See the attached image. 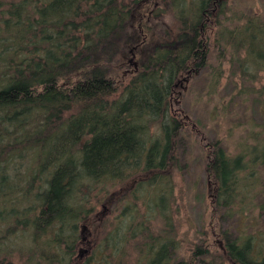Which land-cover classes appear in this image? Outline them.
<instances>
[{
    "label": "trees",
    "instance_id": "trees-1",
    "mask_svg": "<svg viewBox=\"0 0 264 264\" xmlns=\"http://www.w3.org/2000/svg\"><path fill=\"white\" fill-rule=\"evenodd\" d=\"M226 8L227 0H0V264H264V238L253 252L252 237L238 244L220 231L248 162L219 141L206 146L209 236L186 261H177L162 212L181 131L168 108L175 86L206 66L213 26L244 23L216 37L214 46L236 53L246 45L234 34L245 30L249 41L264 31L252 16L225 17ZM131 50L137 68L128 73ZM251 57L244 63L258 73L264 62ZM125 180L122 196L92 193ZM140 188L138 215L120 204ZM92 201L121 207L128 221L99 223ZM80 225L93 239L82 259Z\"/></svg>",
    "mask_w": 264,
    "mask_h": 264
},
{
    "label": "rangeland",
    "instance_id": "rangeland-1",
    "mask_svg": "<svg viewBox=\"0 0 264 264\" xmlns=\"http://www.w3.org/2000/svg\"><path fill=\"white\" fill-rule=\"evenodd\" d=\"M226 10L225 17L252 16L264 25V0H227ZM243 24L242 21H233L229 25L224 23L221 28L212 27L206 66L177 84L175 94L169 99V113L180 122L181 131L176 142L177 166L167 179L168 200L162 212L170 215L177 234V261H186L194 246L201 244L203 235H208L211 184L205 174L206 146L215 141H219L229 157L244 155L248 162L247 168L239 175L241 200H236L230 214L227 211L219 214V227L224 240H236L241 244L252 237L254 252L260 239L264 238V148L261 145L264 137V90H261L264 86V66L255 73L244 63L245 55L249 53L251 58H258L256 62H264V31L255 33L252 35L254 39L249 41L251 34L245 30L234 34L236 44L242 42L246 45L245 52L236 53L221 40L222 46H214L221 30H232ZM133 51H130L128 59V73L137 68ZM252 75H256L255 78ZM148 133L150 138L158 136L156 124H150ZM257 151L259 154L255 153ZM124 185L129 186L130 183L126 180L100 183L94 186L92 193L103 196L104 192L113 191L122 196L125 192L121 186ZM102 189L104 192H101ZM141 191L143 189L140 188L137 192L139 198L135 201L125 195L126 199L120 206L136 207L138 215L143 214L145 208L142 203L146 202L147 195L141 197ZM92 203L99 223L109 224L118 217L128 221L129 216L121 207L109 212L104 205L95 201ZM157 224L161 226L160 222ZM89 232L86 226L80 225L77 229L78 241L82 242L80 249L86 253L93 245ZM12 260L16 263L18 256Z\"/></svg>",
    "mask_w": 264,
    "mask_h": 264
},
{
    "label": "flooded vegetation",
    "instance_id": "flooded-vegetation-1",
    "mask_svg": "<svg viewBox=\"0 0 264 264\" xmlns=\"http://www.w3.org/2000/svg\"><path fill=\"white\" fill-rule=\"evenodd\" d=\"M84 229H85V228H84ZM79 239H80V238H79ZM81 244H82V242H80V240L77 241V243H76V247H77V255H78L79 259H82V258L84 257V255L86 254V251L83 252V251L80 249V248L82 247Z\"/></svg>",
    "mask_w": 264,
    "mask_h": 264
}]
</instances>
